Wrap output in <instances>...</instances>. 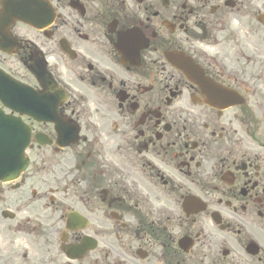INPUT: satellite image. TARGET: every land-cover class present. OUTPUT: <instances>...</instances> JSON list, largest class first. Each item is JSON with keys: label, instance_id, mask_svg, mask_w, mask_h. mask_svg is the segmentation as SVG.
<instances>
[{"label": "flooded vegetation", "instance_id": "af4514ba", "mask_svg": "<svg viewBox=\"0 0 264 264\" xmlns=\"http://www.w3.org/2000/svg\"><path fill=\"white\" fill-rule=\"evenodd\" d=\"M0 70L59 122L0 264H264V0H0Z\"/></svg>", "mask_w": 264, "mask_h": 264}, {"label": "water", "instance_id": "95a60500", "mask_svg": "<svg viewBox=\"0 0 264 264\" xmlns=\"http://www.w3.org/2000/svg\"><path fill=\"white\" fill-rule=\"evenodd\" d=\"M2 124L6 125L7 127L13 125V128L15 130V138L13 140L15 160L12 170L13 173L11 172L10 165L5 162L6 159L4 158L2 161L0 160V177L6 173H12L15 177H17V175L24 171L28 165V161L25 159L24 153L29 144V135L26 128L20 122L13 121L11 123L4 117Z\"/></svg>", "mask_w": 264, "mask_h": 264}]
</instances>
